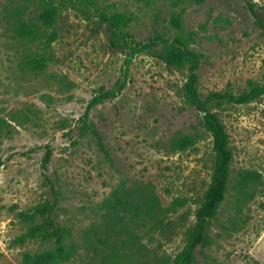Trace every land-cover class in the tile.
Masks as SVG:
<instances>
[{"label": "rangeland", "instance_id": "1", "mask_svg": "<svg viewBox=\"0 0 264 264\" xmlns=\"http://www.w3.org/2000/svg\"><path fill=\"white\" fill-rule=\"evenodd\" d=\"M93 2L132 18L130 33L139 42L156 33L175 36L170 21L181 14L183 34L193 35L191 49L204 57L198 74L205 96L226 89L240 94L250 81H264V0ZM27 5L0 0V264H23L26 253L45 249L39 241L16 243L28 227L17 217L54 202V186L60 193L54 219L72 229L78 245L68 264L173 260L195 224L214 165L203 114L183 98L187 70L169 69L155 53L134 59L123 92L90 114L107 157L83 133L81 119L101 89L125 80V55L95 9L83 5L63 8L51 46L18 41L13 19ZM29 50L51 58L43 73L22 70ZM215 111L234 151L233 179L251 170L262 181L240 208L231 188L211 225L212 245L197 251L196 264H264V99ZM180 134L198 142L175 151Z\"/></svg>", "mask_w": 264, "mask_h": 264}, {"label": "trees", "instance_id": "2", "mask_svg": "<svg viewBox=\"0 0 264 264\" xmlns=\"http://www.w3.org/2000/svg\"><path fill=\"white\" fill-rule=\"evenodd\" d=\"M34 6L32 15L28 12V5L17 9L14 15V37L26 44L34 45L44 42L51 46L58 39L57 27L63 8L69 5H83L94 8L102 21L108 25L113 45L121 49L125 55V80L119 82L112 90L101 89L90 101L84 116L81 119V130L84 134H91L100 150L109 157L104 140L95 125L91 122L90 114L94 108L106 101L117 98L127 86V76L130 64L142 54L155 53L160 60L171 69L187 70L188 76L183 88V98L187 107L196 108L202 116V128L212 138V152L214 165L210 184L196 211V221L189 230L185 246L173 260L164 259L162 264H196L197 251L212 245L210 228L213 221L218 219L220 211L233 189L236 197V206H240L254 195L253 189L262 181L259 172L244 170L233 179L234 151L230 146V137L227 128L215 108L227 105H249L264 99V81H250L247 89L240 94L226 89L221 92H211L203 95L199 86V70L203 62V55L191 49L193 35H185L184 23L181 14H173L171 26L177 31L173 37L165 33H156L153 37L139 42L130 33L132 18L126 13H106L93 0H23ZM170 2L183 0H168ZM203 1V0H202ZM248 5L252 7L248 1ZM255 16L257 13L252 9ZM51 62L47 54L27 51L22 58V70L39 74L43 73ZM198 142L197 136L180 134L173 141L175 151L184 152L194 147ZM51 149L48 150L43 166L50 165ZM55 201H47L31 209L21 211L18 219L28 224L26 232L16 243L25 245L40 242L45 249L26 253L23 264H68L78 251V245L73 241L71 228L63 226L54 219V212L59 204V191H55ZM157 202V201H156Z\"/></svg>", "mask_w": 264, "mask_h": 264}, {"label": "water", "instance_id": "3", "mask_svg": "<svg viewBox=\"0 0 264 264\" xmlns=\"http://www.w3.org/2000/svg\"><path fill=\"white\" fill-rule=\"evenodd\" d=\"M203 115H204V113H203Z\"/></svg>", "mask_w": 264, "mask_h": 264}]
</instances>
